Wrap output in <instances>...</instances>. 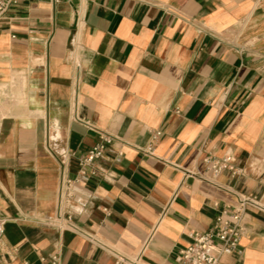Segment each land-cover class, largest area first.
Wrapping results in <instances>:
<instances>
[{
	"label": "crops",
	"instance_id": "obj_1",
	"mask_svg": "<svg viewBox=\"0 0 264 264\" xmlns=\"http://www.w3.org/2000/svg\"><path fill=\"white\" fill-rule=\"evenodd\" d=\"M99 132L114 137L105 176L66 201L61 181ZM226 155L240 174H187ZM249 195L264 206V0H13L0 19V264L52 252L179 264L193 232ZM59 216L71 229L48 224ZM245 227L219 264H264V212Z\"/></svg>",
	"mask_w": 264,
	"mask_h": 264
},
{
	"label": "built area",
	"instance_id": "obj_2",
	"mask_svg": "<svg viewBox=\"0 0 264 264\" xmlns=\"http://www.w3.org/2000/svg\"><path fill=\"white\" fill-rule=\"evenodd\" d=\"M13 0H0V19L3 18L11 7ZM162 136L160 130L151 131L150 138L141 148L143 154L148 157H155L156 146ZM114 143V137L105 132H99L98 141L87 151L78 156V178L72 180L64 178L61 181L63 199L70 201L74 196L75 185L80 179L97 177L104 173L100 171L99 163L104 158L108 148ZM122 155V152H119ZM203 170L196 173L187 172L189 175H197L206 180V177H217L224 171H230L237 175L242 170L234 164L231 155H226L222 159L212 156H205L202 159ZM105 178V177H104ZM250 208L264 212V206L256 196H242L236 205L221 208L214 219L211 227L206 231H196L191 234L192 241L179 250L176 261L179 264H219L224 255L239 252L240 240L245 233V220ZM67 219H71V214L67 213ZM62 218L56 217L48 221V224L57 226L61 231L70 227L62 224ZM6 220L0 218V240L4 235ZM71 229V228H70ZM43 264H61L60 253L52 252L48 256H41ZM115 264H145L140 257L125 258L119 256Z\"/></svg>",
	"mask_w": 264,
	"mask_h": 264
}]
</instances>
